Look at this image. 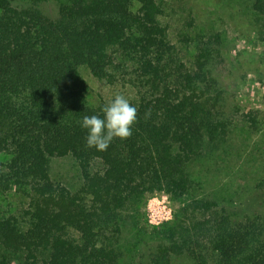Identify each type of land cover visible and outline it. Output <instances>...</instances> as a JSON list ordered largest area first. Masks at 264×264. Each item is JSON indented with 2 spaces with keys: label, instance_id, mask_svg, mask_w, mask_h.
I'll return each instance as SVG.
<instances>
[{
  "label": "trees",
  "instance_id": "16d2710c",
  "mask_svg": "<svg viewBox=\"0 0 264 264\" xmlns=\"http://www.w3.org/2000/svg\"><path fill=\"white\" fill-rule=\"evenodd\" d=\"M48 1L0 0V193L27 200L19 215L0 212V264H264V175L239 196L181 200L190 166L213 157L237 113L214 72L220 36L183 61L159 21L165 0H59L53 14ZM250 7L264 42V0ZM125 62L132 135L88 148L80 121L103 118L114 97L89 100L80 69L113 84ZM67 156L74 190L50 175L51 159ZM155 192L182 203L148 235L130 215L122 261L126 212Z\"/></svg>",
  "mask_w": 264,
  "mask_h": 264
},
{
  "label": "rangeland",
  "instance_id": "374dc122",
  "mask_svg": "<svg viewBox=\"0 0 264 264\" xmlns=\"http://www.w3.org/2000/svg\"><path fill=\"white\" fill-rule=\"evenodd\" d=\"M58 1L50 0L43 8L48 14H53ZM250 3L251 0L164 2V13L159 21L167 27L168 40L173 43L181 60L192 58L196 41L204 40L212 33L220 36V55L213 71L220 74L230 93L228 109L234 106L237 110L232 115L224 142L219 144L213 157L205 160L201 166L198 163L190 166L191 193L181 199L183 202L189 196H239L240 192L244 194L242 191L250 189L264 175V42L257 38L258 26ZM116 55L114 60L120 62V55ZM128 67L125 62L124 71H119L113 84L97 80L85 69H80L81 77L89 86V100L107 101L117 94L133 97L135 90L126 80ZM249 112L254 122L250 121ZM50 175L71 190L77 188L81 181L77 165L69 156L52 158ZM152 197H165L171 209V218L179 206L178 202L182 203L171 201L162 192H155L148 194L142 204L136 206V212L128 209L126 228L120 238L122 261L129 258L130 253L125 252L128 242L132 245L134 241L130 215L135 214L137 227L142 228L144 233L148 235L152 231L145 217L148 200ZM26 203V196L22 193H0V212L19 215ZM175 263L187 264L179 259H175Z\"/></svg>",
  "mask_w": 264,
  "mask_h": 264
},
{
  "label": "clouds",
  "instance_id": "9594fccd",
  "mask_svg": "<svg viewBox=\"0 0 264 264\" xmlns=\"http://www.w3.org/2000/svg\"><path fill=\"white\" fill-rule=\"evenodd\" d=\"M103 118L84 116L80 121L87 130L86 147L97 151L107 150L114 138L126 139L132 135V125L137 119V108L124 95L117 94L102 108Z\"/></svg>",
  "mask_w": 264,
  "mask_h": 264
},
{
  "label": "built area",
  "instance_id": "2783aa9c",
  "mask_svg": "<svg viewBox=\"0 0 264 264\" xmlns=\"http://www.w3.org/2000/svg\"><path fill=\"white\" fill-rule=\"evenodd\" d=\"M146 221L150 225H157L171 218V209L165 197H152L146 207Z\"/></svg>",
  "mask_w": 264,
  "mask_h": 264
}]
</instances>
